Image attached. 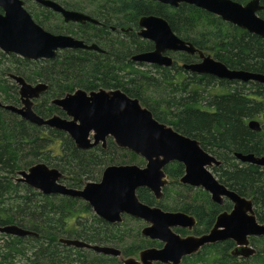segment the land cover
<instances>
[{
    "label": "trees",
    "instance_id": "1",
    "mask_svg": "<svg viewBox=\"0 0 264 264\" xmlns=\"http://www.w3.org/2000/svg\"><path fill=\"white\" fill-rule=\"evenodd\" d=\"M234 1L247 4L250 0ZM260 1L264 7V0ZM60 3L68 10L86 12L93 18L104 16L118 28L136 27L143 16L162 17L181 39L229 69L264 74V38L195 6L181 4L174 8L151 0H82L73 4L60 0ZM32 7L30 3L31 14L44 29L77 36L73 24H64L50 11L34 12ZM259 16L264 19V8ZM90 34L98 41L105 35L88 31ZM116 41L114 36L101 41L110 49L106 53L66 50L51 60L32 61L0 52V101L20 106L18 87L10 74L31 84H48V91L34 106L43 118L65 117L52 101L68 93L79 89L87 92L120 89L139 99L159 122L199 141L203 150L215 156L221 164L212 168L213 174L224 186L252 200L257 222L263 224L264 168L242 163L236 154L264 157V128L258 132L249 127L252 120L264 119V85L188 73L178 65L195 63L197 55L184 53L172 55L176 59L172 69L140 71L131 57L142 52H135L134 45ZM149 46L143 41L140 51L145 52ZM39 163L58 169L67 186L81 188L87 181H99L110 165H143L145 161L118 148L111 140L107 149L80 150L66 133L33 125L0 108V227L17 225L35 233L25 237L0 234V264H15L17 259L20 264H120L117 258L61 243V238L118 248L123 259L137 257L154 243L141 235L140 220L126 217L121 224H110L95 215L83 200L46 196L17 182L19 172ZM165 172L171 183L164 188L163 198L158 201L151 191L140 189L139 199L163 211L195 216L197 235L209 233L221 213L233 210L229 200L219 205L203 189L181 184L179 180L185 172L182 164L171 163ZM129 222L138 225L134 231L137 239L130 244ZM236 247L231 240L206 245L181 264H264V236L251 239L256 253L248 258L234 256Z\"/></svg>",
    "mask_w": 264,
    "mask_h": 264
},
{
    "label": "water",
    "instance_id": "2",
    "mask_svg": "<svg viewBox=\"0 0 264 264\" xmlns=\"http://www.w3.org/2000/svg\"><path fill=\"white\" fill-rule=\"evenodd\" d=\"M43 8L59 13L66 22L97 24L91 16L73 10H67L53 0H34ZM171 7L189 4L218 15L223 21L247 30L264 38V19L259 16L263 10L260 0H250L241 4L234 0H151ZM0 50L4 54H15L20 58L39 61L56 58L58 51L65 49H98L87 46L71 36L54 35L38 25L31 14L24 9L23 0H0ZM140 37L151 41L155 51L142 52L132 56V62L164 66H174V58L166 55L184 53L199 55V63L185 64L184 69L199 75H210L221 80L242 83L256 82L264 85V74L231 70L197 49L191 42L181 39L169 23L162 17L149 15L139 22ZM99 50V49H98ZM103 53V52H101ZM19 87L20 106L5 105L0 108L20 116L27 122L46 126L66 133L80 150H91L98 145L106 147L107 139L112 138L121 149L130 151L142 158L146 165H115L105 169L100 182L86 183L82 190H75L61 184L64 175L56 168L39 163L28 170L18 173L17 182H22L46 196L61 195L78 198L88 203L95 214L110 223L123 221L122 215L145 221L142 235L159 240L164 248L142 250L139 259L128 258L124 264H181L188 256L196 254L204 246L218 242L234 241L237 245L234 256L248 258L256 253L251 247L250 238L264 236V223L257 222L253 201L238 195L222 184L212 174L211 168L221 162L215 156L203 150L199 141L187 137L173 128L159 122L153 113L144 107L140 100L131 98L120 89H100L87 92L79 89L63 98L55 99L52 104L65 113L66 117L53 115L43 118L35 110V101L48 91L46 83L33 85L23 77L10 76ZM253 131H261L257 120L249 122ZM238 161L264 168V157L253 154H236ZM181 163L185 175L181 182L195 188H201L211 195L212 201L222 205L225 199L233 204L231 212L221 213L209 234L201 237L182 238L173 232L176 227H190L195 218L181 212H163L140 201L139 189H148L160 200L162 189L168 183L164 169L172 163ZM0 234L25 237L35 233L17 225L0 227ZM64 244L86 248L105 256H120L121 251L107 246L92 245L77 240H63Z\"/></svg>",
    "mask_w": 264,
    "mask_h": 264
},
{
    "label": "flooded vegetation",
    "instance_id": "3",
    "mask_svg": "<svg viewBox=\"0 0 264 264\" xmlns=\"http://www.w3.org/2000/svg\"><path fill=\"white\" fill-rule=\"evenodd\" d=\"M24 1V3H25V8L24 9H26L30 14H31V10L29 9V6H30V3L32 4V8H33V11L34 12H39V13H41L42 11H45V12H48V11H50V12H52V13H54V14H56V15H58L59 16V18L61 19V20H63V23L64 24H66V25H68V26H70L71 24H73L74 25V29H75V31H77L76 33H77V36H75V35H72V34H65V33H58L57 31H53V32H51V31H49V30H47V29H44V27L42 26V25H40L35 19H34V17H33V15L31 14V17L34 19L33 21H35L38 25H40L43 29H44V31L46 30V32H50V33H52V34H54V35H64V36H71V37H73V38H75L76 40H79V41H82V43H84L85 45H87V46H97L98 47V49H65V50H60V51H58L59 53L60 52H63V51H66V50H79V51H87V52H98V53H101V52H103V53H106V52H109L110 51V49H108V48H106L107 47V45L106 44H103V42H101V41H103V40H106L107 39V36H114V40H117V41H119V42H122L124 45H130V46H135L134 47V50H136L135 52H144V51H140V48H142V43H143V41H147V40H145V39H143L142 37H140V35H139V33H140V31H141V28H140V25H139V22H140V20H141V18L139 19V22H138V25L136 26V27H126V26H119V28H118V26H115V25H112V24H110V22H109V20L107 19V18H105L104 16H99V17H94L93 18V16L92 15H90V14H88V13H86V12H82V13H85V14H87V15H89V16H91L93 19H95L98 23L97 24H94V23H89V22H87V23H85V24H82L81 25V23H74V22H66L65 20H64V18L59 14V13H56V12H54V11H52L51 9H48V8H43V6L42 5H40V4H38L37 2H35L34 0H23ZM53 1H56V0H53ZM56 2H58V1H56ZM59 3V2H58ZM61 4V3H60ZM62 5V7H64V5L63 4H61ZM165 5V4H164ZM65 8V7H64ZM175 8V7H174ZM66 9V8H65ZM68 10V9H67ZM76 11V10H75ZM78 12H81V11H78ZM94 13H98L97 11H95ZM0 14H4V12H3V10H1V8H0ZM101 14V13H100ZM144 17V16H143ZM88 31H90L91 33H94L95 34V32H104L105 33V35H104V37L103 38H101L100 39V41H98L99 39H97V37H95V35H88ZM133 34H135L134 36H133ZM116 41V42H117ZM99 42H101V43H99ZM148 43H150V46H149V48L145 51V52H152V51H155V45H154V43L153 42H151V41H147ZM2 52V51H1ZM144 52V53H145ZM58 53V54H59ZM136 54H138V53H136ZM136 54H134V55H136ZM170 54V56H172L173 54H175V53H173L172 54V52L170 51H168L167 53H166V55H169ZM134 55H132V56H134ZM192 56H196V55H192ZM173 58H174V56H172ZM174 60H176L175 58H174ZM131 61H132V57H131ZM202 61V59L199 57V55H197V57H196V60H195V63H199V62H201ZM176 62V61H175ZM175 62H174V64H175ZM133 63V62H132ZM135 63V62H134ZM136 65H134V66H136L137 68H139V69H141V70H145V68L146 69H157V68H167V67H164V66H158V65H151V64H141V63H135ZM193 64V63H192ZM184 63H182V65L180 66V65H178V67H180V68H182L183 70H185L184 69ZM174 67V66H173ZM173 67H170V69H172ZM185 71H187V70H185ZM188 73H192L191 71H187ZM195 74V73H194ZM11 75H13V74H10V76ZM197 75H199V74H197ZM11 78V77H10ZM12 79V78H11ZM13 80V79H12ZM221 80V79H220ZM14 81V80H13ZM14 83H16L15 81H14ZM40 83H42V82H40ZM31 84V83H30ZM37 84H39V83H37ZM37 84H33V85H37ZM16 85H17V83H16ZM17 87H18V85H17ZM112 90H116V89H112ZM73 93V92H72ZM18 94H19V87H18ZM69 94V93H68ZM19 98H20V96H19ZM42 98V97H41ZM37 101V100H36ZM36 101H35V104H36ZM54 101V100H53ZM52 101V102H53ZM20 105H21V103H20ZM65 114V113H64ZM63 117V116H62ZM66 117V116H65ZM253 121V120H252ZM260 123V122H259ZM164 124V123H163ZM261 124V123H260ZM167 125V124H166ZM169 126V125H168ZM261 126H262V129L264 128L263 127V125L261 124ZM172 127V126H171ZM261 129V130H262ZM112 141L113 139L112 138H108L107 139V144H106V147H103L102 145H98L97 147H95V148H99V147H101V148H103V149H107L108 148V145H109V141ZM114 142V141H113ZM117 146V145H116ZM118 147V146H117ZM119 148V147H118ZM94 149V148H93ZM121 149V148H120ZM122 150H125V149H122ZM172 163H174V162H172ZM171 164V163H170ZM181 164V163H180ZM125 165H128V164H125ZM145 165H146V162H145V164H143V165H139V166H141V167H145ZM169 165V164H168ZM167 165V166H168ZM183 165V164H182ZM110 166H115V165H110ZM110 166H108V167H110ZM166 166V167H167ZM184 166V165H183ZM107 167V168H108ZM165 167V168H166ZM213 167H215V166H213ZM212 167V168H213ZM185 168V167H184ZM212 168H211V172H213L212 171ZM105 171V170H104ZM164 171H165V169H164ZM104 173V172H103ZM103 173H102V175H103ZM166 173V172H165ZM213 174V173H212ZM184 175H185V172H184ZM183 175V176H184ZM165 176H167L166 178H167V181H168V183L163 187V189H162V193H163V196H164V192H163V190H164V188L165 187H168L169 185H170V183H171V179H170V177L168 176V174L166 173V175ZM183 176L180 178V183L181 184H183L182 182H181V179L183 178ZM101 178H102V176H101ZM101 178H100V180H101ZM63 180V179H62ZM62 180H61V184H64V182H62ZM100 180L99 181H87V182H85L84 183V185L81 187V188H72V187H69V186H67L66 184H64L66 187H68V188H71V189H75V190H82L84 187H85V185H86V183H89V182H93V183H98V182H100ZM183 185H186V184H183ZM186 186H190V185H186ZM192 187V186H191ZM195 188V187H194ZM143 189H145V188H143ZM201 189V188H200ZM140 190V189H139ZM138 190V191H139ZM148 190V189H147ZM138 191H137V195H138ZM151 191V190H150ZM152 193V192H151ZM153 194V193H152ZM154 195V194H153ZM61 196V195H60ZM155 196V195H154ZM163 196H162V198H163ZM211 196V195H210ZM64 197H69V196H64ZM69 198H72V197H69ZM139 198V197H138ZM156 198V197H155ZM161 198V199H162ZM74 199H78V198H74ZM160 199V200H161ZM81 200V199H80ZM156 200H158L157 198H156ZM160 200H158V201H160ZM225 200H227V199H225ZM141 201V200H140ZM150 206V205H149ZM151 207H158V206H151ZM158 208H160V207H158ZM160 209H162V208H160ZM93 210V209H92ZM163 210V209H162ZM165 212H172V213H176V212H180V211H166V210H164ZM163 211V212H164ZM94 212V211H93ZM95 213V212H94ZM181 213H183V212H181ZM184 214H186V213H184ZM96 215V214H95ZM186 215H188V214H186ZM188 216H190V217H194L195 218V221H196V224H195V226L192 228V229H190V227H186V228H182V227H176V228H173L172 230H173V232L175 233V234H177V235H179L180 237H182V238H187V237H190V236H194V237H201V235H197L195 232H194V230H195V228H196V226H197V219H196V217L195 216H192V215H188ZM126 217H129L128 215H126V214H123L122 215V219H123V221L122 222H120V223H115V224H121V223H123L125 220H126ZM100 218V217H99ZM218 218V217H217ZM102 219V218H101ZM133 219H135V220H140V219H137V218H133ZM104 220V219H103ZM141 222H143V224H144V226H143V228L141 229V231H143V229L146 227V226H148V224L145 222V221H143V220H140ZM106 222H108V221H106ZM108 223H110V222H108ZM216 223V222H215ZM110 224H114V223H110ZM114 224V225H115ZM215 225V224H214ZM214 227V226H213ZM212 230V229H211ZM210 230V231H211ZM210 233V232H209ZM209 233H206V234H209ZM206 234H203V235H206ZM252 238H254V237H252L251 236V238H250V242H251V239ZM145 239H149V238H146L145 237ZM149 240H151L152 242H154L153 244H151V246L149 247V248H147V249H158V250H161V249H163L164 248V246H165V244L163 243V242H161V241H159V240H153V239H149ZM147 249H145V250H147ZM140 254V253H139ZM138 258H139V255L137 256ZM133 258H136V257H133ZM186 258V257H185ZM119 263L120 264H124V259L122 258V255H120L119 256ZM162 264V263H161Z\"/></svg>",
    "mask_w": 264,
    "mask_h": 264
},
{
    "label": "rangeland",
    "instance_id": "4",
    "mask_svg": "<svg viewBox=\"0 0 264 264\" xmlns=\"http://www.w3.org/2000/svg\"><path fill=\"white\" fill-rule=\"evenodd\" d=\"M57 1L60 3V0H57ZM79 1L81 2L82 0H68V2L71 3V4H73V3H78ZM0 52H1V50H0ZM182 63H183V62H180L179 65L181 66ZM139 70H140V69H139ZM149 70H150V69H146V68H145V71H144V72H148ZM140 71H141V70H140ZM148 75L151 76L150 73H148ZM37 101H39V100H37ZM259 122H260V123L263 125V127H264V119H259ZM33 166H34V165H33ZM25 171H26V170H25ZM18 177H19V176H18ZM129 217H130V216H129ZM130 218H132V217H130ZM128 224H129V225L132 224L131 226L128 227V229H130V232H129L130 235L132 234L131 237L128 239V244H130V243L136 241V239H137V238H136V235H134V231H137L138 225L135 226V225H136L135 222H134V223L129 222ZM133 226H134V227H133ZM143 226H144V224H143ZM135 228H136V229H135ZM27 231H28V230H27ZM30 232H31V231H30ZM131 232H132V233H131ZM5 235H6V234H5ZM141 235H142V233H141ZM142 236H143V235H142ZM63 240H65V238H61V239H60V242L63 243V242H62ZM66 240H67V239H66ZM66 240H65V241H66ZM138 240H139V239H138ZM138 240H137V242H138ZM77 241H78V240H77ZM81 242H82V241H81ZM73 247H74V246H73ZM107 247H111V246H107ZM76 248H77V247H76ZM111 248H115V247H111ZM84 249H86V248H84ZM116 249L119 250V251H121V250L118 249V248H116ZM116 249H115V250H116ZM88 250H89V249H88ZM121 255H122V252H121ZM104 256H105V255H104ZM108 257H109V256H108ZM110 257L117 258V259L119 258V256H117V257H116V256H110ZM127 259H128V258H127ZM136 259H139V258L136 257ZM118 260H119V259H118ZM124 260H126V259H124ZM124 260H123V261H124ZM15 264H20L18 259H17V261H15ZM73 264H82V263H73Z\"/></svg>",
    "mask_w": 264,
    "mask_h": 264
}]
</instances>
